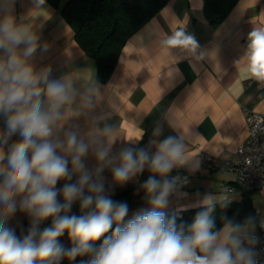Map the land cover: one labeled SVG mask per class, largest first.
Returning <instances> with one entry per match:
<instances>
[{
  "label": "crops",
  "instance_id": "obj_1",
  "mask_svg": "<svg viewBox=\"0 0 264 264\" xmlns=\"http://www.w3.org/2000/svg\"><path fill=\"white\" fill-rule=\"evenodd\" d=\"M65 1L54 6L48 0L42 5L37 0H15L14 4L0 0V14L4 9L11 11L16 22L36 37L37 48L29 63L37 70L50 68V79L63 78L74 90L73 101L61 109L65 115L54 138L64 140L66 133L75 132L87 142L91 133L97 143H111L109 158L115 165L122 148L145 147L152 154L165 138L175 137L184 145L185 163L169 174V179H179L165 212L240 195L237 190L228 191L238 187L234 171L206 168L201 157L229 160L248 136L246 114H264V82L250 77L244 59L249 32L264 27V0H237L215 24L204 16L203 0H168L130 35L104 82L96 77L94 61L75 41L61 14ZM178 30L195 37L199 45L195 51L164 45ZM104 128L111 129L109 137L98 135ZM93 151L90 148L84 158L89 172L97 167ZM149 175L145 169L119 185L113 181L111 165L101 173L106 193L128 204L125 221L149 208L141 187ZM76 179L74 175L72 182ZM71 214H80L79 202ZM8 222L17 230L30 227L29 217L20 211ZM50 223L43 222L39 230Z\"/></svg>",
  "mask_w": 264,
  "mask_h": 264
},
{
  "label": "clouds",
  "instance_id": "obj_2",
  "mask_svg": "<svg viewBox=\"0 0 264 264\" xmlns=\"http://www.w3.org/2000/svg\"><path fill=\"white\" fill-rule=\"evenodd\" d=\"M37 2L42 5L44 0ZM163 43L191 51L199 46L184 30ZM36 48L30 30L18 24L11 11L2 10L0 264H57L85 255L90 259L82 264H256V253L245 246L254 245L256 238L242 239L244 226L231 221L216 229L212 207L198 212L186 231L177 226L175 216L168 218L163 211L179 179H169V174L185 163L184 145L175 137L165 138L152 154L122 148L115 165L109 158L111 143L101 145L91 133L87 142L75 132L66 133L64 140L54 138L65 115L61 109L73 101L74 90L63 78L50 79V68L37 70L29 63ZM244 59L250 77L264 82V27L249 32ZM110 131L100 129L98 135L109 137ZM14 136L17 139L9 143ZM90 148L97 161L94 172L84 163ZM110 165L119 185L145 168L150 173L141 185L149 208L127 221L128 204L114 201L105 190L101 173ZM74 175L77 179L71 182ZM60 181L64 184L58 189ZM77 202L80 214H71ZM18 210L30 219L23 236L7 223ZM48 220L50 225L40 231L39 225ZM65 233L72 244L67 249L59 243Z\"/></svg>",
  "mask_w": 264,
  "mask_h": 264
},
{
  "label": "trees",
  "instance_id": "obj_3",
  "mask_svg": "<svg viewBox=\"0 0 264 264\" xmlns=\"http://www.w3.org/2000/svg\"><path fill=\"white\" fill-rule=\"evenodd\" d=\"M61 0H48L58 6ZM168 0H66L61 14L74 31V39L95 64L96 77L106 81L118 61L121 48L132 33L140 28L150 17L156 14ZM237 0H203V14L215 24L220 22ZM145 150V147L143 148ZM147 170V168H145ZM212 207V217L216 229L225 222L242 225L244 229H255L260 218L253 206L247 191L240 194L237 200H221L197 207L165 212L168 218L176 217L179 227L185 231L193 222L196 214ZM8 226L14 228L9 222ZM18 235L27 234L29 228L17 230ZM109 232L107 235H110ZM101 241L96 242L98 247ZM59 243L66 249L72 247L67 233L59 238ZM90 257L78 256L75 260L63 258L57 264H82ZM39 264V262H37Z\"/></svg>",
  "mask_w": 264,
  "mask_h": 264
},
{
  "label": "built area",
  "instance_id": "obj_4",
  "mask_svg": "<svg viewBox=\"0 0 264 264\" xmlns=\"http://www.w3.org/2000/svg\"><path fill=\"white\" fill-rule=\"evenodd\" d=\"M245 122L248 136L237 146L234 155L229 160L221 161L215 156L203 155L201 164L206 168L221 166L234 171L238 187H228V191L237 190L241 194L243 191L255 189L264 195V114L249 112L245 116ZM2 126L3 118L0 117V127ZM12 141L14 137L9 143ZM63 184L64 181H60L56 187L60 189ZM252 236L257 242L254 245L245 243V246L251 247L256 253V264H264V218H259L255 229H244L242 239Z\"/></svg>",
  "mask_w": 264,
  "mask_h": 264
},
{
  "label": "rangeland",
  "instance_id": "obj_5",
  "mask_svg": "<svg viewBox=\"0 0 264 264\" xmlns=\"http://www.w3.org/2000/svg\"><path fill=\"white\" fill-rule=\"evenodd\" d=\"M247 194L249 195V198L251 199L253 206L258 211L260 218H264V195L260 194L255 189L247 190ZM239 198L240 195H236L234 200H237Z\"/></svg>",
  "mask_w": 264,
  "mask_h": 264
}]
</instances>
